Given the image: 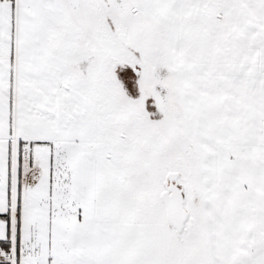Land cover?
<instances>
[{
	"label": "snow or ice",
	"instance_id": "1",
	"mask_svg": "<svg viewBox=\"0 0 264 264\" xmlns=\"http://www.w3.org/2000/svg\"><path fill=\"white\" fill-rule=\"evenodd\" d=\"M0 264H264V0H0Z\"/></svg>",
	"mask_w": 264,
	"mask_h": 264
}]
</instances>
